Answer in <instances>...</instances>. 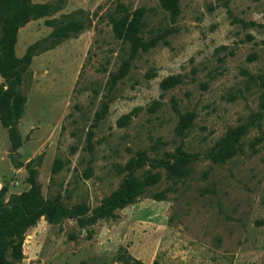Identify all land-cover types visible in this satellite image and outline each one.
I'll return each mask as SVG.
<instances>
[{"label": "rangeland", "instance_id": "rangeland-1", "mask_svg": "<svg viewBox=\"0 0 264 264\" xmlns=\"http://www.w3.org/2000/svg\"><path fill=\"white\" fill-rule=\"evenodd\" d=\"M162 1L30 0L49 13L16 34L15 56H33L15 152L0 125V203L28 168L44 201L87 220L125 176L158 181L108 217L2 237L10 264H264V0H175V15ZM235 130L236 152L211 162Z\"/></svg>", "mask_w": 264, "mask_h": 264}, {"label": "trees", "instance_id": "trees-1", "mask_svg": "<svg viewBox=\"0 0 264 264\" xmlns=\"http://www.w3.org/2000/svg\"><path fill=\"white\" fill-rule=\"evenodd\" d=\"M162 4L164 8L171 11L172 15L176 14L175 0H163ZM48 13L47 5L31 4L30 0H0V78L2 79L0 84V125L7 130L12 152H15L21 144L16 124L23 114L25 99L20 88L24 69L33 56L31 53L33 46H30L21 58L15 56L16 34L18 29L28 22L40 19ZM77 28L75 23L68 22L54 30L53 34L64 37L66 31ZM132 29L133 26L130 25V34L133 36ZM259 81L264 88V74L259 77ZM178 83L177 77H167L160 82L159 86L161 90H167ZM128 117L125 115L120 118L118 124H124ZM184 120L186 119L182 118V121ZM239 132V130L229 132L215 144L208 155L211 162L220 163L236 152ZM167 169L171 173L179 172L177 163L168 165ZM34 177V170L28 168L29 189L7 204L0 203V264H10L4 257L5 249L2 237H17L20 241L25 230L33 225L39 217L43 216L48 221H55L62 217H76L81 223L94 222L110 216L116 209L133 203L146 192L147 188L158 181L157 174H148L143 179L131 175L125 176L120 185L101 201L100 205L92 211L90 219L87 220L80 218L86 212V208L82 204L65 207L58 201H44L34 182ZM13 258L20 259L18 248L15 250ZM124 264L143 263L128 258ZM152 264H157V262L154 261Z\"/></svg>", "mask_w": 264, "mask_h": 264}]
</instances>
